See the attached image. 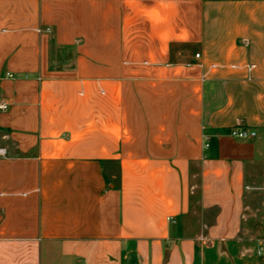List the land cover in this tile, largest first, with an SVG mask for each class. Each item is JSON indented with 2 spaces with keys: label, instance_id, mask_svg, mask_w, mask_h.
Instances as JSON below:
<instances>
[{
  "label": "crops",
  "instance_id": "0c3cea01",
  "mask_svg": "<svg viewBox=\"0 0 264 264\" xmlns=\"http://www.w3.org/2000/svg\"><path fill=\"white\" fill-rule=\"evenodd\" d=\"M2 104L0 264H264V0H0Z\"/></svg>",
  "mask_w": 264,
  "mask_h": 264
},
{
  "label": "rangeland",
  "instance_id": "374dc122",
  "mask_svg": "<svg viewBox=\"0 0 264 264\" xmlns=\"http://www.w3.org/2000/svg\"><path fill=\"white\" fill-rule=\"evenodd\" d=\"M251 174L252 179L247 183L243 234L257 249L264 239V164L253 165Z\"/></svg>",
  "mask_w": 264,
  "mask_h": 264
},
{
  "label": "built area",
  "instance_id": "2783aa9c",
  "mask_svg": "<svg viewBox=\"0 0 264 264\" xmlns=\"http://www.w3.org/2000/svg\"><path fill=\"white\" fill-rule=\"evenodd\" d=\"M46 31L50 32V29H47ZM196 58L199 59L200 54H196ZM199 65L203 66L202 63H200ZM188 66H192V64H188ZM220 68H221V66H219L217 64H212L210 66V70H218ZM231 68L233 70L245 71L248 75V78H250V74L256 68V66L250 65V64H245V65L233 64V65H231ZM8 107L9 106L7 104H2V105H0V110L6 111L8 109ZM255 136H256L255 132H249L247 130L235 129V130L231 131V137L236 139V140H240V141L248 140V139L253 138ZM206 147H208V145H206ZM4 155H6V151L4 149H0V156H4ZM257 256H259V257L264 256V241L261 244V246L259 247V249L257 250Z\"/></svg>",
  "mask_w": 264,
  "mask_h": 264
}]
</instances>
